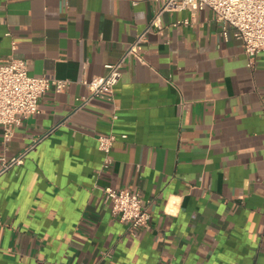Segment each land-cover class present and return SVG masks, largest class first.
Wrapping results in <instances>:
<instances>
[{"label": "crops", "instance_id": "obj_1", "mask_svg": "<svg viewBox=\"0 0 264 264\" xmlns=\"http://www.w3.org/2000/svg\"><path fill=\"white\" fill-rule=\"evenodd\" d=\"M159 4L0 0V62L70 81L7 147L0 124V155L38 141L0 176V264H264V50L251 66L213 10L165 12L114 94L77 109L83 80L104 75ZM112 130L128 137L104 169L98 136ZM109 186L140 193L149 227L112 213Z\"/></svg>", "mask_w": 264, "mask_h": 264}, {"label": "built area", "instance_id": "obj_2", "mask_svg": "<svg viewBox=\"0 0 264 264\" xmlns=\"http://www.w3.org/2000/svg\"><path fill=\"white\" fill-rule=\"evenodd\" d=\"M159 8L151 19L147 29L138 35L129 45L118 61L106 65L104 75L83 80L91 95L82 97L77 109L83 108L94 97L110 95L115 92L123 75V65L132 56H139V44L146 34L154 28L161 29L162 15L165 12L190 11L192 17L204 8L213 10L216 19L222 24L223 35L227 38L230 27L239 39L247 53L249 64L253 66L257 55L264 50V0H156ZM192 18H184L175 25H188ZM14 48L16 43H14ZM70 81L49 76L30 74L26 59L12 55L6 61L0 62V124L3 126L5 147L12 141L15 128L23 118L31 117L40 111L42 96L52 86L56 91H64ZM118 115L115 113L113 119ZM119 136L127 138L123 133L118 135L114 130L98 136V147L104 155L103 168L108 169L113 164L112 149ZM38 141L28 145L19 153L8 156L0 155V176L25 162L29 153L36 149ZM105 199L110 202L112 213L132 229L147 228L150 225L151 213L144 206L139 192L129 188L109 186L104 191Z\"/></svg>", "mask_w": 264, "mask_h": 264}]
</instances>
